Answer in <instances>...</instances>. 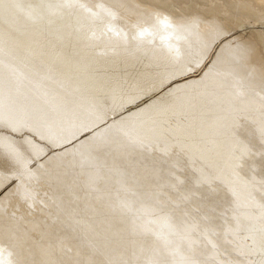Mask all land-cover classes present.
<instances>
[{"label":"snow or ice","instance_id":"1","mask_svg":"<svg viewBox=\"0 0 264 264\" xmlns=\"http://www.w3.org/2000/svg\"><path fill=\"white\" fill-rule=\"evenodd\" d=\"M239 7H258L264 24V0L258 6L241 0ZM124 8L89 0H0V264H264V43L257 53L252 43L234 38L235 26L246 21L231 6L203 33L200 19L174 21L150 0L137 6L136 23L126 32L113 26L123 23ZM56 24L66 39L88 48L108 42L113 51L130 43L155 49L159 42V55L174 66L161 82L201 64L208 71L196 85L125 116L138 92L118 83L107 92L82 90L56 57L37 56L19 43L22 31ZM209 49L215 59L203 63ZM177 115L196 117L195 126H173ZM193 136L197 142H190ZM45 144H60L62 152H45ZM177 150L192 161L194 185L215 183L229 194L230 214L219 231L210 216L203 225L175 216L190 199L189 178L173 159ZM134 152L160 157L146 163L133 159ZM256 157L259 171L249 163ZM130 170L151 180L147 201L129 182ZM67 171L79 175L86 192L106 193L112 210L124 217L122 238L82 216L71 201L57 206L51 224H33L24 234L16 227L22 219L17 205H43L41 185ZM108 175L117 178L112 189ZM197 235L212 258L195 254ZM32 236L39 246L26 249ZM102 252L108 257L96 259Z\"/></svg>","mask_w":264,"mask_h":264},{"label":"bare ground","instance_id":"2","mask_svg":"<svg viewBox=\"0 0 264 264\" xmlns=\"http://www.w3.org/2000/svg\"><path fill=\"white\" fill-rule=\"evenodd\" d=\"M37 2V0H32ZM90 3L124 4L125 8L121 13L123 23H115L113 26L123 31H130V26L136 23L135 16L138 14L137 6L144 5V0H89ZM241 0H150L152 7L156 11L162 12L172 20L177 19H200L203 21L200 31H207V22L213 18L223 15L224 11L231 6L234 13L239 14L244 21L235 26L233 36L235 39L250 42L257 48V53L262 43H264V24L259 23V8L254 10L239 7ZM254 6L260 4V0H249ZM23 19V18H22ZM26 23V21H23ZM4 24L0 21V31H3ZM21 46L37 56L41 52L48 57H56L61 67L65 70H71L79 87L83 89L107 92L113 84H119L125 92H138L136 99L126 105L129 113H136L150 105L159 103L168 93L175 89H184L189 85H196L208 68L197 67L191 71L185 72L183 76L175 75L170 80L161 82V78L169 76L174 71V66L166 58L159 55V42L156 48L140 47L136 43H130L127 47H117L115 51L108 46L106 42L104 47L88 48L85 45L65 38V33L61 25L30 27L22 31L18 37ZM115 41L116 37H112ZM175 44V41H173ZM192 51L196 49V43L189 44ZM213 49H209L208 56L203 63L215 59L212 55ZM210 67V65H209ZM189 92L192 89L189 88ZM173 126L180 124L182 126H195L196 117L190 115H177L172 119ZM241 137H245L247 132L241 129ZM190 142H197L196 138ZM45 152L59 154L62 152L60 144L42 146ZM71 151V146H67ZM135 160H144L146 163L158 159L159 152H134L132 154ZM70 159V157H68ZM173 159H179L183 168L184 176L189 178L186 190L190 193V199L179 208L174 210V214L179 219H187L191 222L203 225V217L210 216L213 220V226L217 231L226 223L230 214L229 194L218 184L194 185L191 181L194 175L192 161L177 150ZM103 162V161H102ZM249 163H254L259 171L261 161L258 157ZM109 167L111 162L108 161ZM196 167H200L196 164ZM116 177L106 176L107 187L113 188ZM128 179L131 184L141 188L144 192V199H150L151 180L134 174V170L128 172ZM39 199L43 205L37 204L33 209L26 205L18 204L19 211L17 215L22 219L15 222L22 234L32 228L33 224L46 222L51 224L55 219L57 206L68 202L76 205V211L82 216L87 215L100 228L109 230L117 239L124 236L123 220L119 213L112 210V201L109 200L104 191L91 192L85 191L81 186V178L72 171H67L60 180H49L41 185ZM86 197V199H85ZM137 211H143L138 208ZM146 220L153 219L145 216ZM4 227L0 220V229ZM196 241L194 252L198 257L212 258L214 253L209 249L207 241L202 236H193ZM33 245L39 246V237L32 236L30 240L25 239L24 247L26 249ZM223 251V250H221ZM109 253L102 252L96 259H106ZM223 259L222 256L216 257ZM235 259L233 256L228 257Z\"/></svg>","mask_w":264,"mask_h":264}]
</instances>
